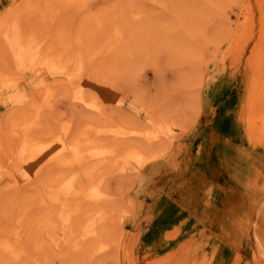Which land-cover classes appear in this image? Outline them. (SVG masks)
<instances>
[{"label": "rangeland", "instance_id": "rangeland-1", "mask_svg": "<svg viewBox=\"0 0 264 264\" xmlns=\"http://www.w3.org/2000/svg\"><path fill=\"white\" fill-rule=\"evenodd\" d=\"M19 1L0 0V21L5 15L13 17ZM145 4L162 21L158 31L179 35L187 43L191 51L185 61L177 56L175 46L159 40L136 52L129 65L122 62L120 69L108 71L100 61L105 57L93 63L87 50L77 44L80 12L72 19L58 56L69 65L63 80L82 83L90 96L104 103L113 120L140 127L151 120L147 107H165L162 116L172 108L167 121L165 116L158 117V123L166 125L159 146L104 171L105 205L114 204L115 214L108 216L110 231L102 238L109 245L97 260L99 264H264L261 84L256 90L262 93L257 99L259 111L252 113L247 106L249 95L256 96L249 87L254 57L262 65L264 84V0H145ZM3 33L0 51L6 60L0 68L14 80L0 84V122L10 110L27 109L35 91L24 73L28 63L22 68L15 65L13 42ZM187 90L193 96L189 103L183 99ZM59 91L53 110L57 120L50 127L53 132L68 116L85 119L88 113L91 117L86 119L94 117L85 103ZM250 114L261 136L252 138L248 131ZM213 136L219 139V149L207 148L206 138ZM123 139L126 144L132 142L131 137ZM3 175L0 161V178ZM8 216L10 212L0 202V232L6 229ZM64 236H47L41 249L27 252L26 261L59 264L64 254L59 243Z\"/></svg>", "mask_w": 264, "mask_h": 264}, {"label": "bare ground", "instance_id": "bare-ground-1", "mask_svg": "<svg viewBox=\"0 0 264 264\" xmlns=\"http://www.w3.org/2000/svg\"><path fill=\"white\" fill-rule=\"evenodd\" d=\"M150 9L145 0H108L102 4L98 0H20L13 17L5 15L0 21V36L4 32L2 35H9L12 40L17 67L28 63L24 73L35 89L27 109L10 110L7 119L0 122V161L4 172L0 184L5 181L0 188V202L10 212L6 229L0 232V264H29L27 252L41 249L47 236L55 238L60 233L65 236L62 243L58 242L61 254L64 253L59 264H99L97 259L109 245L102 238L110 231L107 219L115 214L114 204L105 205L108 190L104 171L120 162L141 158L144 149L159 146L166 125L158 123V117L165 116L167 121L172 108L168 107L162 116L165 107L153 109L150 104L152 107H147L146 112L151 114V120L140 127L113 120L104 103L90 96L82 83L63 80L69 65L59 61L58 56L71 21L80 12L77 44L87 50L93 63L105 57L100 61L108 71L120 69L122 62L129 65L136 52L145 51L159 40L175 46L177 56L185 61L191 51L187 43L179 35L158 31L157 25L162 21ZM192 16L189 19L194 22ZM196 19L203 18L197 13ZM5 60L0 51V67ZM251 64L249 87L256 96L249 95L247 106L253 113L259 111L257 99L262 94L256 90L264 84L261 63L254 57ZM13 78L0 68V84ZM60 89L85 103L89 111L95 112L94 117L86 119L87 112L85 119L68 116L53 132L50 127L57 120L53 110ZM188 92L183 93L185 103L193 98ZM194 103L198 108L197 100ZM248 131L252 138L261 136L253 114L248 116ZM127 137L132 140L129 144L123 139ZM89 202L90 207L84 208Z\"/></svg>", "mask_w": 264, "mask_h": 264}, {"label": "crops", "instance_id": "crops-1", "mask_svg": "<svg viewBox=\"0 0 264 264\" xmlns=\"http://www.w3.org/2000/svg\"><path fill=\"white\" fill-rule=\"evenodd\" d=\"M208 140L207 142V148L208 149H219L218 145H219V139L216 138V136H213V137H207L206 138ZM218 140V142H215V140ZM215 198H216V201L219 202V190L217 191V193H215Z\"/></svg>", "mask_w": 264, "mask_h": 264}]
</instances>
